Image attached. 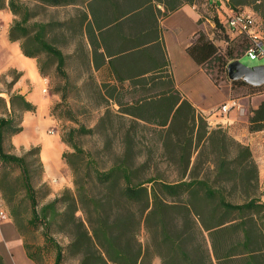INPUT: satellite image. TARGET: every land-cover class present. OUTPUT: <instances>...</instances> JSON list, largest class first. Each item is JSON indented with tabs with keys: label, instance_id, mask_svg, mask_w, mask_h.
I'll list each match as a JSON object with an SVG mask.
<instances>
[{
	"label": "trees",
	"instance_id": "16d2710c",
	"mask_svg": "<svg viewBox=\"0 0 264 264\" xmlns=\"http://www.w3.org/2000/svg\"><path fill=\"white\" fill-rule=\"evenodd\" d=\"M154 1L162 2L165 11L155 8ZM197 1L0 0V9L7 7L13 14L9 40L18 41L22 53L36 59L42 76L53 67L68 81L66 64L76 59L79 95L90 89L105 98L106 104L118 105L112 116L122 129L123 117L132 120L119 136L118 149L113 148L106 132L111 112L107 118L99 117L92 127L76 129L105 138L101 152L110 155V162L102 167L98 154L84 151L61 135L73 150L62 153V159L72 172L74 188L66 187L38 210L25 156L37 154L42 174L40 147H31L24 156L3 148L5 135L11 137L22 130V113L36 107L20 93L8 94L7 101L0 96V166L16 165L23 172L33 205L29 223L43 226L47 244L55 248L53 264H62L66 251L78 255L79 264H154L153 256L160 264H264V202L258 195L257 165L251 150L223 127L209 128L203 116L179 95L160 48L159 18L184 3L199 8ZM207 2L212 12L207 18L214 24L215 36L244 41L243 55L249 38L230 35L223 7L213 0ZM226 4L235 11L250 4L257 11L264 10V0H227ZM50 10H55V17ZM58 37L63 39L61 44ZM64 40H71V45L64 46ZM186 51L215 82L213 68L227 76V64L241 57L235 56L231 47L222 52L202 29ZM41 55L46 57L43 62L38 60ZM127 85L142 90L151 87L157 93L135 98L123 109L129 104L123 93ZM231 86L256 88L241 79L231 81ZM103 87L109 88L105 95ZM145 124L160 128L159 162L172 165V180L159 171L152 154L143 157L136 150V129ZM248 128L264 129V100L250 109ZM74 130H69L71 137ZM235 190L242 193L239 199L230 196ZM142 223L149 233L146 246L138 238ZM51 228L66 233L68 245L60 246L49 235ZM29 256L35 260L31 253ZM0 264H4L1 255Z\"/></svg>",
	"mask_w": 264,
	"mask_h": 264
},
{
	"label": "crops",
	"instance_id": "0c3cea01",
	"mask_svg": "<svg viewBox=\"0 0 264 264\" xmlns=\"http://www.w3.org/2000/svg\"><path fill=\"white\" fill-rule=\"evenodd\" d=\"M154 7L161 12L165 11L162 2H155ZM244 9L255 17L258 25L255 29H258V33H264V10L257 11L251 4L244 6ZM12 21L13 14L10 10L7 7L1 8L0 96L7 101L8 94L20 93L36 108L33 112L22 113V130L11 135V144L27 143L29 148L38 144L43 181L52 185L55 181L65 180L63 183L69 186L66 180L70 178V171L62 159L65 143L57 133H42L45 130L44 115L47 110L43 95L45 80L39 72L36 59L24 55L18 41L9 40L8 30ZM209 21L196 4H182L159 18L160 48L165 53V60L179 95L205 117L209 126L223 127L232 138L250 148L257 165L259 198L264 202V129L250 131L248 128L249 111L264 100V91L251 93L245 89L244 92L234 93L230 81L215 82L190 57L186 51L187 46L199 29L206 31ZM155 54L159 58L160 53L155 51ZM13 77L16 79L11 84ZM224 103L230 105L227 112L217 113V109ZM26 244L25 237L9 212L0 208V255L4 264H38L29 256Z\"/></svg>",
	"mask_w": 264,
	"mask_h": 264
},
{
	"label": "rangeland",
	"instance_id": "374dc122",
	"mask_svg": "<svg viewBox=\"0 0 264 264\" xmlns=\"http://www.w3.org/2000/svg\"><path fill=\"white\" fill-rule=\"evenodd\" d=\"M196 3L199 5V8L202 9L201 12L205 16L210 17V15H212L211 6H209L207 0H200ZM49 13L53 17L56 16L55 10H50ZM60 15H62L61 12ZM207 25L208 26L206 27L205 31L206 34L214 41V43L220 48L222 52H224L227 47H231L233 50V54L237 57H240L241 51L244 48V41L240 42V39L225 41L223 38L215 36V33L213 32L214 24L211 20L207 23ZM57 40V42L61 44V40L63 39L61 37H58ZM54 41H56V37ZM70 42L72 41L64 40V46L66 43L69 44ZM69 50H71V48ZM45 59V55H41L38 60L43 62ZM239 60L248 66L264 63V60L258 58L252 59L246 54L241 55ZM65 69L68 73V81L61 78L60 74L53 70V67L50 68L51 72L49 74L42 76L46 83L43 95L46 99L47 108L44 115V118L46 120L43 130H45L42 131V133L44 134L45 132H54L59 134L60 136L62 135V137L65 139H72L73 142H75L84 151L89 150L94 155L98 154L100 157V159H98L99 165L101 167L106 166L110 162V155L103 154L101 152L103 146L105 145V138L97 134L79 133V131H77L76 129H78L81 125H84L86 128L92 127L95 125L99 117L103 116L104 118H107V114L111 112L110 117L112 118V120H108V122H106V132L113 148L118 149L120 146V143L118 142L119 136L121 135L122 137L129 124H132V120L129 117H123L122 122L124 128L122 129L120 123L117 122L116 118L112 116L118 109V105L106 104L104 100L105 98H99L97 93L91 91L90 89L87 90L85 94L79 95L76 87V85H78L77 81L79 64L76 59H70L66 64ZM211 74L215 79H217V82H219L220 80H227L230 82L233 81L230 80L225 74H217L215 68L212 69ZM254 87L256 88L235 86L234 93L244 92L245 89L251 93L264 91V85ZM108 90L109 88L103 87V94L105 95L106 93H108ZM123 93L125 94L124 101H129V104L123 106V109H127L130 107L132 103L131 101L133 99L140 96L154 95L157 93V90L151 87L147 88L146 90H142L139 87H131L127 85L123 90ZM170 95H172V93ZM156 99L158 98H155L154 100ZM151 117H153V115H151ZM203 118L207 122L205 117ZM140 126H138L136 129L138 133V144L136 150H140V153H142L143 157H147L149 156V154H152L153 159H155V161H158L157 167L159 171L168 180H172L175 175L172 165L166 162H159L160 159L158 155L161 152L159 142L160 128L155 124H145L143 126ZM208 127L214 128L215 126H209L208 124ZM73 128L75 130L72 134L73 137H71L69 135V130ZM164 133L165 132H163V134ZM35 146H38V144L32 145L31 147ZM65 146L66 147L63 153L68 154L73 151L69 145L65 144ZM3 148L5 151L17 156H24L30 149L27 143L12 145L9 135H5L3 139ZM72 160L75 165L79 166V162H77V159H74V157H72ZM25 162L29 169V180L32 187L31 194H33V198L35 199L36 209L39 210L43 204L51 201L66 187L70 189L74 188L72 182V172L68 165L67 166L70 171V178L66 181L69 182V186H66L63 183L65 182V180H60L58 182L55 181L51 185L46 181H43L41 168L37 160L36 153L32 152L30 154H26ZM24 183L25 177L23 176V172H21L18 166H0V208L6 210L11 216H13L14 220L17 222L19 229L21 230V233L25 237L29 253L33 255L37 263L53 264L55 248L53 244H47L46 238L43 234V226H41V224H38V222L36 223L37 226L36 224L34 225L29 223L33 205L31 203V198L26 192ZM241 194L242 193L240 191L235 190L232 191L230 196L233 199H239L241 197ZM49 235L60 246H66L70 241V237L66 233L58 232L55 228L50 229ZM138 238L144 246L149 244V233L144 223H142L139 228ZM38 248H41V250H38ZM152 260L154 264H160V260L156 256H153ZM62 264H79V256L72 253H67L66 251Z\"/></svg>",
	"mask_w": 264,
	"mask_h": 264
},
{
	"label": "built area",
	"instance_id": "2783aa9c",
	"mask_svg": "<svg viewBox=\"0 0 264 264\" xmlns=\"http://www.w3.org/2000/svg\"><path fill=\"white\" fill-rule=\"evenodd\" d=\"M213 1L221 5L227 13L224 20L227 32L233 36L246 35L249 38L250 45L245 49L244 54L252 59L258 58L264 60V33L259 34L258 29H255L257 23L252 13L245 9L238 11L231 9L226 4L227 0ZM229 107L230 105L224 103L216 112L219 114L226 113Z\"/></svg>",
	"mask_w": 264,
	"mask_h": 264
},
{
	"label": "water",
	"instance_id": "95a60500",
	"mask_svg": "<svg viewBox=\"0 0 264 264\" xmlns=\"http://www.w3.org/2000/svg\"><path fill=\"white\" fill-rule=\"evenodd\" d=\"M226 70L230 80L241 79L252 86L264 85V63L248 66L234 59L227 64Z\"/></svg>",
	"mask_w": 264,
	"mask_h": 264
}]
</instances>
